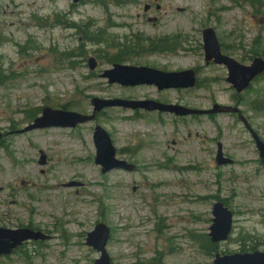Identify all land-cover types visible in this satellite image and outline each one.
Returning a JSON list of instances; mask_svg holds the SVG:
<instances>
[{
	"label": "rangeland",
	"instance_id": "374dc122",
	"mask_svg": "<svg viewBox=\"0 0 264 264\" xmlns=\"http://www.w3.org/2000/svg\"><path fill=\"white\" fill-rule=\"evenodd\" d=\"M209 27L238 62L264 57V0H0V227H28L50 238L0 264H95L101 256L86 239L99 222L111 230L112 264H213L203 237L216 202L234 219L218 252H264V166L237 117L183 123L164 111L115 106L76 129L17 133L45 107L90 115L92 99L165 100L203 110L212 102L236 105L225 69L204 66L197 48ZM179 35L189 52L151 54ZM115 64L200 68L207 88L177 100L152 87L108 84L101 76ZM242 99L239 108L264 141V77ZM96 125L108 133L116 157L137 171L101 173ZM217 143L232 164L216 165Z\"/></svg>",
	"mask_w": 264,
	"mask_h": 264
},
{
	"label": "water",
	"instance_id": "95a60500",
	"mask_svg": "<svg viewBox=\"0 0 264 264\" xmlns=\"http://www.w3.org/2000/svg\"><path fill=\"white\" fill-rule=\"evenodd\" d=\"M78 2L79 0H73ZM204 42L207 60L215 59L216 63L225 64L228 66L230 71V78L228 81L235 86L238 92L249 87L250 83L259 74L264 72V60L256 59L251 66H242L231 58L224 57L220 54V47L214 33L211 30L204 32ZM93 63V61H91ZM91 69H94V64L91 65ZM151 72L150 69L146 68H134V67H120L117 66L115 70H112L103 77L110 78V83L118 82L125 86H134L139 84H151L155 82H161L152 80L151 75L147 74ZM191 74V73H188ZM115 75V76H113ZM155 75L164 76L163 74L157 73ZM113 76V77H111ZM166 78H178L176 75L165 76ZM165 80V79H164ZM164 83V82H163ZM194 83V80H190V77L184 81L166 82L164 86L166 88H184ZM96 109H100L108 105H121L119 102H106L99 99L93 101ZM215 110L219 112H236V109L229 107L216 106ZM95 113L92 116H83L73 112L55 111L52 109H45L43 111V117L37 119L34 124L30 125L26 129L22 130L21 133L28 132L40 128L50 127H75L78 123H85L93 120ZM254 139L257 143L258 149L260 150L261 157L264 158V143H262L259 137L253 133ZM95 143L98 149V155L96 162L104 167L106 172L115 167H125L121 163L114 162L115 150L112 147L111 141L106 132L100 128H96L95 132ZM2 134L0 133V139ZM220 164L228 163V160L222 158L220 153ZM223 159V161L221 160ZM41 164H44L42 161ZM69 186H74L70 184ZM213 224L210 227L209 238L212 243L225 242L229 239L232 231L233 215L232 212L225 207L222 203L214 205L213 210ZM110 236V229L105 224H98L92 232L88 234L87 245L93 247L95 250L101 253V257L95 262V264H111L110 258L106 251V245ZM46 237L37 231L30 229H4L0 228V257L9 256L18 247L22 246L28 240H45ZM213 264H264V253L254 252L252 254H233L221 256L217 254L215 256Z\"/></svg>",
	"mask_w": 264,
	"mask_h": 264
},
{
	"label": "flooded vegetation",
	"instance_id": "af4514ba",
	"mask_svg": "<svg viewBox=\"0 0 264 264\" xmlns=\"http://www.w3.org/2000/svg\"><path fill=\"white\" fill-rule=\"evenodd\" d=\"M150 10V6L149 7H147V9H145V11H149ZM172 52V51H171ZM166 52V53H152V54H157V55H159V54H173V55H175V54H181V53H183L184 51H177V52ZM142 53H140V52H134V56L136 57V55H141ZM184 70V69H183ZM165 71H168V70H165ZM179 71H181V70H179ZM194 71L196 72V75H197V77H198V79H199V76H200V74H201V69H194ZM152 80H157V77H152L151 78ZM164 82V81H163ZM163 82H155V84L154 85H150V86H148V85H142V86H136V87H134V89H137V87H140V88H144V86H146V87H152L156 92H157V94H162V93H175V94H177L180 98H182V96L180 95L181 93H183L184 92V94H192L195 90H190V89H187V90H182V89H180V88H174V89H172V90H164V91H161V89L163 88V86H164V83H166V82H168V81H165L164 83ZM169 82H173V80H170ZM161 87V88H160ZM158 102H163V103H165V104H169V102H165V100H157ZM213 104H215L214 102H212L211 103V106L213 105ZM190 106V105H189ZM184 107H186L185 105H184ZM190 108V107H189ZM193 109H196V107H194ZM199 109H201V108H199ZM135 112H140L139 110H134V113ZM151 113H154V114H156V115H158V114H160V112L159 111H153V112H151ZM208 121H210L211 122V120L213 119V117L212 116H206L205 117ZM201 119V116H197V115H194V116H187V117H181V118H177V120H179V121H181L182 120V122L183 123H195V122H198L199 120ZM216 146V149H218V143H217V145H215ZM217 156H218V150H216V157H215V163L217 164ZM136 166V165H135ZM134 169H135V171H137L138 169H137V167L135 168L134 167Z\"/></svg>",
	"mask_w": 264,
	"mask_h": 264
},
{
	"label": "trees",
	"instance_id": "16d2710c",
	"mask_svg": "<svg viewBox=\"0 0 264 264\" xmlns=\"http://www.w3.org/2000/svg\"><path fill=\"white\" fill-rule=\"evenodd\" d=\"M160 50H164V48L160 49ZM257 55H259L258 53H256ZM5 80V79H4ZM3 79H0V84H2L4 82ZM204 240V244L205 247H203V252L205 255L209 256V257H214V255L216 253H218L219 250V245L217 244H213L207 236L203 237Z\"/></svg>",
	"mask_w": 264,
	"mask_h": 264
}]
</instances>
